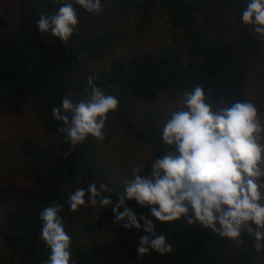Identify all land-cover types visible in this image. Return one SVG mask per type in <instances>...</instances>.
<instances>
[{"label": "trees", "instance_id": "16d2710c", "mask_svg": "<svg viewBox=\"0 0 264 264\" xmlns=\"http://www.w3.org/2000/svg\"><path fill=\"white\" fill-rule=\"evenodd\" d=\"M14 2L20 11L18 26L11 29L8 21L0 16V106L11 98L21 99L28 94L36 98L38 117L50 140L42 143L27 137L14 144L13 149L29 165L44 169L50 183L46 190L33 197V210L15 213L0 209L6 223L2 244L15 257L10 264H44L43 257L48 255L49 250L40 238L37 213L52 202L63 205L61 216L64 223H75L81 217L87 223L80 224V228L92 234L111 220V209L85 205L74 212L69 207V195L91 182L98 186L104 183L112 189L111 197L115 202L125 187V182L121 186L113 185L112 173L97 160L95 138L89 137L84 143L70 147L59 131L63 125L52 116V108L60 106L65 96L69 97L74 85L85 90L88 78L94 76L97 86L107 94L115 95L119 99L116 116L120 124L135 139L148 144L154 158L167 147L160 138V126L148 114L136 120L130 98L152 102L159 93L189 91L199 84L210 104L220 97L216 75L226 72L230 75L229 104L245 101V94L239 89L240 70H244L245 66L237 61V53L258 56L261 42L241 23L242 0H111L105 8L114 10L116 6V13L123 8L131 9L140 17L137 23L139 30L144 28L152 12L166 10L172 24L183 30L180 49L172 44H163L158 52L140 51L129 59L117 58L107 72L86 73L84 78L77 80L76 72L87 60L96 59L101 47L116 34L89 36L77 32L65 43L40 33L36 27L35 22L40 15L51 14L56 7L51 0ZM222 8L227 15L235 18L234 27L240 35L236 45L226 41L224 34L214 29L209 20L219 16ZM77 10L80 27L88 13L79 6ZM198 14L204 15L203 24L197 22ZM44 36L53 39L51 47L44 42ZM261 114H264L262 110ZM126 204L138 215H149V209L140 207L135 201H126ZM149 218L153 219L157 234L166 236L173 251L166 255L151 251L143 257L134 251L128 255V264H264V252L254 249V240L247 233L242 236L243 242L237 244L202 226V233L197 235L194 227L184 219L159 222L154 217ZM136 234L139 239L144 233L136 230ZM71 237L77 264H97L100 252L95 244L91 241L89 251L81 252L77 244L79 234L76 232ZM185 242L187 245L183 246Z\"/></svg>", "mask_w": 264, "mask_h": 264}, {"label": "clouds", "instance_id": "9594fccd", "mask_svg": "<svg viewBox=\"0 0 264 264\" xmlns=\"http://www.w3.org/2000/svg\"><path fill=\"white\" fill-rule=\"evenodd\" d=\"M51 3L56 7L51 14L42 13L36 27L65 43L80 25L78 6L94 16L103 13L102 0ZM240 20L264 37V0H244ZM94 80V76L88 78L83 99L65 96L60 106L52 108L70 147L89 137L103 140L106 122L119 110V99ZM207 100L199 84L183 93L179 105L160 126V138L167 147L150 159V175L141 176V169H133L115 202L112 189L104 183L77 188L68 197L70 210L85 205L111 209L114 224L144 233L137 242L140 257L151 251L160 255L173 251L166 236L157 234L149 216L159 222L183 218L189 225L198 223L237 244L247 233L254 240V249L264 252V114L249 101L229 104L221 100L214 107ZM126 201L149 209V215H138ZM62 209L63 205L52 202L39 214L40 238L49 250L44 264H77Z\"/></svg>", "mask_w": 264, "mask_h": 264}, {"label": "rangeland", "instance_id": "374dc122", "mask_svg": "<svg viewBox=\"0 0 264 264\" xmlns=\"http://www.w3.org/2000/svg\"><path fill=\"white\" fill-rule=\"evenodd\" d=\"M102 3L103 13L95 16L88 13L83 17V23L78 27L77 32L89 36L98 34H116V36L101 47L96 59L87 60L83 64L81 70L75 74L77 80L84 78L86 73L107 72L117 58L129 59L140 51L158 52V48L160 49L163 44H172L180 49L179 42L183 39V30L172 24L171 17L166 10L152 12L149 19L145 21L144 28L139 30L137 23L140 17L134 11L123 8L116 13V6L114 10L105 8L111 0H102ZM0 16L8 21L11 29L14 30L18 26L20 11L14 0H0ZM196 20L203 24L205 17L198 14ZM209 20L214 29L224 34L226 41L236 45L240 35L234 27V17L227 15L222 8L219 16ZM245 27L247 31L254 33L251 26L246 25ZM254 34L261 42L259 55L254 57L246 53H237V61L245 66L244 70H240L242 77L239 79V89L245 94L244 100L255 104L261 113V110L264 112V37ZM43 40L48 47L53 45V39L44 36ZM184 60L187 61V57ZM229 79L230 75L226 72L216 75L215 81L220 88V97L210 102L214 107L221 100L229 102ZM76 88L77 85H74L69 93V97L74 101L83 99L85 93L84 89ZM184 92L186 91L177 90L159 93L152 102H144L131 97L136 120L148 114L161 126L170 111L179 105ZM38 115V104L32 94L21 99L11 98L5 105L0 106L1 210L15 213L33 210V197L46 190L50 183L44 169L29 165L24 157L13 149L14 144L27 137L38 139L42 143L50 140ZM103 131L104 139L95 141L94 150L97 160L112 173L113 185L121 186L122 182L132 178L133 169H141L139 173L141 176L150 175L151 162L149 161L152 159V148L128 133L120 124L116 113L110 115ZM113 220L114 216L105 227L92 234L80 228V224L87 223L81 217L75 223L64 224L71 236H75L76 232L79 234L77 244L81 252L89 251L91 241L95 244L100 252L97 264H128V255L137 251L136 230H125L114 224ZM5 226L4 215L0 212V264H10L12 260H15L12 253L2 244ZM192 226L197 235L202 233V228L198 223ZM186 245V242L183 243V246ZM47 256L43 257L44 261ZM136 263L140 264V262Z\"/></svg>", "mask_w": 264, "mask_h": 264}]
</instances>
